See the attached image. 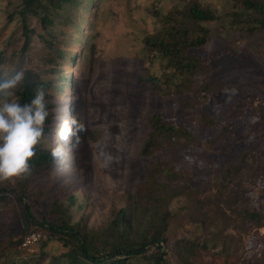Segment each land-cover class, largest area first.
<instances>
[{"label": "rangeland", "instance_id": "obj_1", "mask_svg": "<svg viewBox=\"0 0 264 264\" xmlns=\"http://www.w3.org/2000/svg\"><path fill=\"white\" fill-rule=\"evenodd\" d=\"M24 1L0 0V50L6 59L1 79L33 68L51 83L53 110L59 115L56 129L63 119L75 116L86 131L78 133L75 143V138L69 137L63 145V159H55L49 172L40 176L35 188L42 194L45 209L41 213L48 214L47 207L58 201L69 207L73 222L87 221L88 229L99 230L116 211L129 205L130 195L146 179V166L154 158H144L140 152L152 115L187 126L203 141L219 135L218 130L201 126L198 109H185L140 81L145 76H163L161 57L144 39L157 33L162 26L160 19L184 7L186 0H75L53 11L51 23L30 16L28 44L19 15ZM197 1L219 17L208 24L211 36L197 53L212 58L214 77L223 85L196 108L234 124V129L218 145L204 143L186 153L183 163L189 165L187 172L194 184L206 182L216 167L236 159L246 148L257 122L253 109L264 103V28L245 32L233 22L232 14L242 7L240 0ZM240 103L245 114L237 116L233 110ZM56 129L43 140L46 150L49 143L56 142ZM15 176L0 184L14 185ZM255 177L264 184V171ZM250 199L253 206L264 205V186L253 185ZM13 200L8 197V205L0 204V242L20 230L21 223L11 211ZM185 207V198H177L171 205L176 218L165 246L171 264L179 262L171 253L175 241L204 240L208 233L192 223ZM242 236L244 245L238 255L210 247L194 259V264L250 263L251 257L264 250V226ZM62 252V245L41 230L21 246L5 251L0 264H29L43 254L50 258ZM132 264L151 263L138 258Z\"/></svg>", "mask_w": 264, "mask_h": 264}, {"label": "trees", "instance_id": "obj_2", "mask_svg": "<svg viewBox=\"0 0 264 264\" xmlns=\"http://www.w3.org/2000/svg\"><path fill=\"white\" fill-rule=\"evenodd\" d=\"M73 1L25 0L19 15L27 44L30 41V16L41 17L45 24L51 23L50 14ZM185 2V6L174 13L159 17L162 25L159 31L144 39L145 45L161 57L163 76H145L140 81L185 109H198L201 126L218 130L219 135L203 141L187 126L154 114L149 118L150 130L140 152L144 158H154L146 166V179L137 192L130 195L129 205L116 211L106 226L90 230L87 221L73 222L69 207L58 201L47 207L48 214H42L45 209L40 200L42 194L35 187L40 176L49 172L55 161L50 151L43 147V140L47 134H53L59 115L53 110L51 83L33 68L24 69L23 79L10 90L12 97L23 103L37 87L43 86L49 113L42 136L29 154L31 169L16 174L14 185L0 184L1 207L8 205L7 199L12 197L11 211L21 223L17 234H10L6 242H0V256L8 249L21 246L35 232L44 230L49 239L62 245L64 252L50 258L43 254L29 264H132L138 258L151 264H171L165 246L170 241L171 225L176 218L171 205L177 198H185V215L193 219L192 223L198 229L208 232L204 240L184 238L173 243L171 253L177 256L178 264H194V259L210 247H221L222 252L238 255L244 245L242 235L264 226V205L250 204L252 186L259 183L264 186L261 179L258 182L259 177H255L264 171V103L253 109L257 122L253 126L252 141L236 159L216 167L206 182L194 184L187 172L189 165L183 163L189 150L200 148L204 143L216 146L234 129V124L223 123L196 108L202 105V99L219 92L223 85L214 77L212 58L197 53L211 36L208 24L219 17L197 0ZM240 2L241 10L232 14L233 22L245 32L263 29L264 0ZM42 13L44 15H40ZM5 61L4 52L0 50V79ZM233 113L244 115V104H238ZM250 259L248 264H264V250L258 257L254 255Z\"/></svg>", "mask_w": 264, "mask_h": 264}, {"label": "clouds", "instance_id": "obj_3", "mask_svg": "<svg viewBox=\"0 0 264 264\" xmlns=\"http://www.w3.org/2000/svg\"><path fill=\"white\" fill-rule=\"evenodd\" d=\"M23 79L21 71H15L10 78L0 79V181L15 174L27 172L32 167V153L44 131V121L49 113L46 90L37 87L30 98L23 101L11 98L17 84ZM4 97H8L5 99ZM83 122L77 117L63 119L54 133L55 143L48 149L54 159H63L64 143L69 137L78 141L83 131Z\"/></svg>", "mask_w": 264, "mask_h": 264}]
</instances>
